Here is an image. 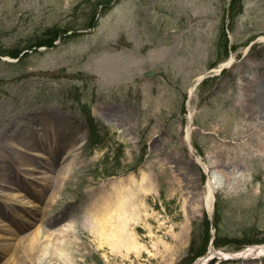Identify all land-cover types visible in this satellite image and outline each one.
<instances>
[{
	"label": "rangeland",
	"instance_id": "rangeland-1",
	"mask_svg": "<svg viewBox=\"0 0 264 264\" xmlns=\"http://www.w3.org/2000/svg\"><path fill=\"white\" fill-rule=\"evenodd\" d=\"M229 1L0 0V188L35 200L0 264H191L212 232L216 250L264 244V0ZM208 157L224 172L210 217ZM103 192L125 201L112 243L85 221Z\"/></svg>",
	"mask_w": 264,
	"mask_h": 264
},
{
	"label": "bare ground",
	"instance_id": "bare-ground-1",
	"mask_svg": "<svg viewBox=\"0 0 264 264\" xmlns=\"http://www.w3.org/2000/svg\"><path fill=\"white\" fill-rule=\"evenodd\" d=\"M230 61L226 62V65L229 64ZM219 71V70H218ZM201 75H199L195 81L193 82L192 86L190 87L189 92L193 90V88L196 86V83L199 81V78ZM192 118V112L189 113L188 116V121H187V126H186V133L183 138L184 144L188 147L189 151L192 152L193 147L190 142V134H189V124ZM252 126L256 130L254 133L255 137L257 140H262L264 141V107L260 110L259 113L254 115V120L252 122ZM215 125L213 126V128ZM245 136H251V135H246ZM83 138L81 137L76 141L75 143L69 144L66 150L64 151V155H71L75 149L80 147L83 143ZM54 144V142H50L48 147L43 146L42 149H46L47 152L51 153V146ZM20 145V144H19ZM50 148V150H49ZM44 152V150H43ZM42 150L39 148L33 149L32 153L36 156H44ZM48 158H52L50 156H46ZM230 161H226L225 164H229ZM204 171L207 173V182H206V190L202 196V205L206 209V211L210 214L211 213V208H212V201H213V194L216 188L220 187L222 184V175H224L223 170L221 169V164L213 159L212 157H208L206 162L202 163ZM42 173V172H41ZM144 175V174H142ZM39 177V183L44 182L43 179L48 178L49 175H47L46 172H43L42 175L36 176ZM145 179V178H143ZM38 186V183H37ZM17 192H9L7 189H1L0 188V197L5 198H10L19 204L21 208V211H17L16 207L13 206L9 211L11 215L16 214V218H11L10 220L1 218L0 216V226H3V231L10 232L15 229L16 226L20 225L18 221L23 220L25 223L30 222V219H27L24 217L23 211L25 210L24 208L32 207L35 204V200L31 198H17L19 194ZM7 196V197H6ZM106 197V194L103 192V198L100 203L93 204L92 207H89L90 210L92 211L90 213L91 218H88L86 216L85 221L89 222V230L93 234L96 240L98 242L103 243V240L110 241L112 243L114 240L120 239L122 237V228L120 225V216H123V213L121 212L122 209V204L125 202L124 199L120 194H116L113 198H104ZM5 203H10V204H15V202H12L11 198L9 199V202L5 201ZM23 204V205H21ZM15 215V216H16ZM90 217V216H89ZM92 219V222H90ZM35 225L39 226V224L35 223ZM72 225V223L66 224L65 228H62V230L59 231L58 235L63 234L62 231H67L69 227ZM39 231V228H38ZM37 231V232H38ZM6 233H0L1 236H6L8 237V234ZM12 235V234H11ZM10 237V236H9ZM36 239V234L33 235L32 237V242L35 241ZM5 238L1 237V242L3 246L8 244L7 241H4ZM58 241H61L60 239ZM58 245V244H57ZM59 248V246H58ZM43 251L46 250V246L42 248ZM210 252L203 257L198 258L194 263L192 264H205L206 258L209 255H216L217 257H233L235 258L236 262H233L231 264H264V244L262 245H256V246H248L245 249H242L240 251H235V252H228V251H216L212 245L209 247Z\"/></svg>",
	"mask_w": 264,
	"mask_h": 264
},
{
	"label": "trees",
	"instance_id": "trees-1",
	"mask_svg": "<svg viewBox=\"0 0 264 264\" xmlns=\"http://www.w3.org/2000/svg\"><path fill=\"white\" fill-rule=\"evenodd\" d=\"M107 1V0H106ZM105 2V1H103ZM239 2H241V0H230L229 2V7H228V14L231 16V14H233L234 11L236 10H240L241 6L239 4ZM239 6V7H238ZM239 12V11H238ZM51 32H55L50 39H54L57 35H60V33L58 31H51ZM50 34V33H49ZM49 40V39H48Z\"/></svg>",
	"mask_w": 264,
	"mask_h": 264
},
{
	"label": "water",
	"instance_id": "water-1",
	"mask_svg": "<svg viewBox=\"0 0 264 264\" xmlns=\"http://www.w3.org/2000/svg\"><path fill=\"white\" fill-rule=\"evenodd\" d=\"M159 73V72H158ZM157 74V72H155V71H146L145 73H144V75L145 76H153V75H156Z\"/></svg>",
	"mask_w": 264,
	"mask_h": 264
}]
</instances>
